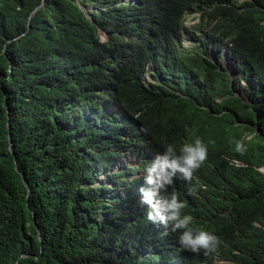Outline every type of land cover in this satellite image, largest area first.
I'll list each match as a JSON object with an SVG mask.
<instances>
[{
	"label": "trees",
	"instance_id": "1",
	"mask_svg": "<svg viewBox=\"0 0 264 264\" xmlns=\"http://www.w3.org/2000/svg\"><path fill=\"white\" fill-rule=\"evenodd\" d=\"M100 4L0 0V264H264V0ZM197 138L207 159L174 189L223 243L176 257L149 244L112 160Z\"/></svg>",
	"mask_w": 264,
	"mask_h": 264
},
{
	"label": "clouds",
	"instance_id": "2",
	"mask_svg": "<svg viewBox=\"0 0 264 264\" xmlns=\"http://www.w3.org/2000/svg\"><path fill=\"white\" fill-rule=\"evenodd\" d=\"M116 2L133 6L136 0H116ZM80 8L85 19L93 24L90 19V12H93V9ZM101 8L103 7L100 0H94V12ZM191 16L193 18L191 25L186 26L182 21V25L188 32H191V26L195 23V18ZM96 38L100 44L107 41L106 34L98 28H96ZM221 59L224 61L223 64L220 63ZM220 60L219 63L226 66L224 55H221ZM99 129L103 130V127ZM94 137L99 140L100 134H94ZM235 144V150L242 154L245 150L243 144L240 141H235ZM119 147L121 148L119 156L112 160L114 171L124 172L131 184L128 189L129 204L124 203V205L133 212L136 222L148 230L151 247L160 252L161 245L168 244L176 257L178 253L175 246L178 250L182 247L196 254L201 251L205 255L218 252L223 243L222 239L215 232L210 231L207 223L194 222L191 215L184 213L186 202L180 199L179 193L174 189L180 184L194 183L193 174L207 159V145L197 138L192 143H184L179 152L170 144L163 153L146 154H132L131 149L125 144H120ZM100 184L101 182L96 183V185ZM171 189L173 190L169 191ZM189 192L194 193V189H189ZM107 195L109 199L115 196L114 193ZM158 238H163L164 242H159ZM135 254L142 259V264H145L146 251L140 253L137 250ZM180 259L185 261L183 257ZM214 264H222V262L214 261Z\"/></svg>",
	"mask_w": 264,
	"mask_h": 264
},
{
	"label": "rangeland",
	"instance_id": "3",
	"mask_svg": "<svg viewBox=\"0 0 264 264\" xmlns=\"http://www.w3.org/2000/svg\"><path fill=\"white\" fill-rule=\"evenodd\" d=\"M195 21V20H194ZM183 22H184V24L186 25V26H189V25H191L192 24V22H193V18H192V16L191 15H185L184 16V18H183ZM192 40L189 38V36L188 35H182V42H181V48H186V49H190V48H193V45H192ZM223 59H221L220 60V63L221 64H223ZM233 67H231V69H232ZM235 73H231V78H232V80H234L235 79ZM238 85H239V87H242L243 86V82L242 81H238ZM123 159V158H122ZM98 182H100V180H98L97 181V184H98Z\"/></svg>",
	"mask_w": 264,
	"mask_h": 264
}]
</instances>
